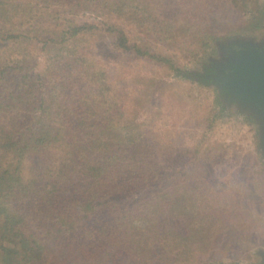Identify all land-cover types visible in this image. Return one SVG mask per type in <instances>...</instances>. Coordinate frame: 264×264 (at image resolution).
<instances>
[{
	"label": "rangeland",
	"instance_id": "rangeland-1",
	"mask_svg": "<svg viewBox=\"0 0 264 264\" xmlns=\"http://www.w3.org/2000/svg\"><path fill=\"white\" fill-rule=\"evenodd\" d=\"M84 1L89 3L74 8L71 6L77 0H58L47 14L50 18L37 15L22 30L0 15L1 63L18 70L19 66L27 68L14 70L13 93L22 100L32 98L40 85L38 80L31 81L40 75L47 96L36 115L52 123L65 111V99H60L71 93L64 92L65 88L73 92L76 84L75 94L76 90L105 85L109 100L102 106L110 104L112 112L95 109L96 116L100 114L95 120L87 106L80 107V114L87 118L86 130L99 131L101 136L112 127L107 131L108 148L115 144L117 153L125 150L127 158L149 154L152 162L165 168L158 185L165 197L164 210L149 212L144 221H155L149 225L154 228L158 215L164 216L167 251L158 264H263L264 153L257 122L222 102L210 83L204 84L194 75L184 76L176 69L200 72L206 63L219 59V46L228 40L260 41L264 37V0H80ZM62 12L78 25L97 26L87 31V37L68 42L74 50L69 57L59 55L66 44L57 24L65 22L62 15L53 17ZM51 33L60 38V50L49 47L44 53L42 41L38 45L36 41L9 39V35L22 34H38L42 40L56 36ZM121 34L127 38L129 50L119 44ZM27 76L29 84L24 81ZM22 83L28 85L21 86L24 92L19 93ZM4 116L0 113V125L7 124ZM130 126L127 133L124 128ZM52 152H43V160H58ZM35 159L28 162L26 158L23 167L31 168ZM49 171L50 166L31 168L27 176L32 183L40 177L36 181L39 187L54 186L60 178L48 183ZM183 201L189 204L190 213ZM22 212L30 214L32 208L24 206ZM31 226L35 229L36 225ZM190 228L194 229L189 232L194 241L180 237L186 238ZM171 242H177L176 251L169 247Z\"/></svg>",
	"mask_w": 264,
	"mask_h": 264
},
{
	"label": "trees",
	"instance_id": "trees-1",
	"mask_svg": "<svg viewBox=\"0 0 264 264\" xmlns=\"http://www.w3.org/2000/svg\"><path fill=\"white\" fill-rule=\"evenodd\" d=\"M57 2L0 0V15L5 16V21L18 24L22 30L30 26L37 15L50 18L47 14ZM88 3L77 0L71 7H83ZM57 15H62L65 22L57 24V27L60 26L67 50L59 55L69 57L74 50L68 42L74 43L80 36L87 37V31L96 30L97 26L78 25L66 17V12L54 14L53 17ZM57 27H53L55 32H58ZM113 28L110 26V29ZM123 37L121 34L118 42L129 50L127 38ZM9 39L14 42L18 39H21L20 42L36 41L38 45L42 41L44 48L41 51L44 53L49 47L51 51L54 47L62 48L58 35L44 37L43 40L38 34L9 35ZM3 40L7 41L8 38ZM137 51L148 54L147 51ZM1 60L0 88H3L0 92V113L7 116V124L0 125V264H127L128 261L132 264H158L167 251L164 216L158 215L154 228L149 225L155 221L150 224L144 221L149 212L152 215L155 211L164 210L165 197L159 190L162 186L158 188V185L162 182L159 178H163L165 168L160 163L152 162L149 154L137 153L127 158L123 153L125 150L117 153L115 144L108 148L106 142L110 136L107 131H112V127L103 130L101 136L99 131L98 134L86 130L84 120L87 118L80 114V107L87 106L88 113L95 120L100 119L95 109L102 107L108 109V114L112 112L110 104L107 108L102 106V103L108 104L109 100L103 90L105 85L84 92L76 90L75 94L76 84L73 92L72 88H65L64 92L71 91L67 97L60 99H65L62 103L65 111L59 114L57 121L51 123L43 120V115H36L37 110L45 105L47 96L41 76L31 81L34 83V80H38L41 91L37 90L32 98L22 100L19 94L13 93L11 86L13 72L18 69L9 67L12 65L6 62L1 63ZM159 60L170 63L165 58ZM171 67L174 69L175 65L171 64ZM19 70L23 72L27 68L19 66ZM176 71L187 77L192 76L181 69ZM210 73L214 75L215 70ZM30 76L24 80L28 84ZM28 84L22 83L19 93L24 92L21 86L24 88ZM89 96L98 100H91ZM217 103L221 105L218 100ZM124 129L130 133L132 126ZM45 151L57 153L59 159L55 162L43 160ZM34 156L36 159L34 164H29L30 167L35 170L50 166L52 171H49L46 179L48 183L51 179L60 178L54 186L47 184L39 187L37 182L40 177L34 183L28 178L27 172L31 168H24L23 164L26 158L30 162ZM54 167L57 169L54 170ZM60 171L64 175L57 174ZM182 205L190 213L189 204L183 201ZM24 206L32 208V213H23ZM34 223L35 229L31 226ZM192 230H187L186 238L180 237L194 241L189 234ZM176 243L171 242L169 247L175 249Z\"/></svg>",
	"mask_w": 264,
	"mask_h": 264
},
{
	"label": "water",
	"instance_id": "water-1",
	"mask_svg": "<svg viewBox=\"0 0 264 264\" xmlns=\"http://www.w3.org/2000/svg\"><path fill=\"white\" fill-rule=\"evenodd\" d=\"M210 85L220 100L257 122L259 144L264 153V37L236 38L219 46V59Z\"/></svg>",
	"mask_w": 264,
	"mask_h": 264
},
{
	"label": "flooded vegetation",
	"instance_id": "flooded-vegetation-1",
	"mask_svg": "<svg viewBox=\"0 0 264 264\" xmlns=\"http://www.w3.org/2000/svg\"><path fill=\"white\" fill-rule=\"evenodd\" d=\"M213 64L214 63H211V65L206 63L205 66L202 67L200 72H195L192 75H194V77L198 78L199 81L204 83V84L211 83L213 75H211L210 71L211 70L213 71V69H214V68H212ZM208 67L211 68V70ZM206 79H207V81H206ZM263 264H264V262H263Z\"/></svg>",
	"mask_w": 264,
	"mask_h": 264
}]
</instances>
